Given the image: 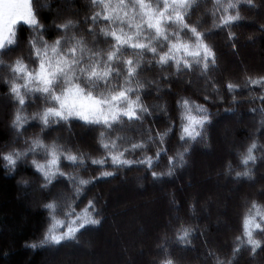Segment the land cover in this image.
I'll return each mask as SVG.
<instances>
[{
    "label": "snow or ice",
    "instance_id": "obj_1",
    "mask_svg": "<svg viewBox=\"0 0 264 264\" xmlns=\"http://www.w3.org/2000/svg\"><path fill=\"white\" fill-rule=\"evenodd\" d=\"M242 3L257 7L254 0H215L208 13L213 29L228 30L227 40L233 50L237 35L230 29L243 20L239 11ZM84 7L90 11L81 20L69 18L53 24L61 34L49 41L45 36L48 26L41 23L33 0H0V56L18 46L21 28L29 29L27 62L23 56L7 63L0 60L10 76L3 83L7 87L6 98L13 105L9 127L15 133L11 141L3 144L6 150L0 151V161H3L0 168L10 175L19 164H28L39 177L38 187L46 196L41 204L46 213L41 238L38 242L26 243L28 248L60 246L76 240L88 226L102 222L93 199H88L84 208L80 205L87 196V186L115 173L103 171L85 179L75 172H65V166L85 171L89 166L110 165L116 169L143 166L154 182H159L186 167L198 145L207 146L214 114L205 104L173 92L172 83L181 73L198 70L206 78L216 99L203 96L205 103L222 102L221 89L231 95L240 88L231 80L218 86L208 77L218 67L217 53L214 45L207 42L210 32L202 31L201 23L191 20L199 0H89ZM72 12L76 15L79 9ZM80 24L87 27L81 30ZM260 29L264 31V25ZM81 31L87 35L80 34ZM153 68L159 71L158 80L142 76L146 69ZM166 68L173 71L166 73L163 71ZM165 81L167 87L163 86ZM244 83L264 89V76H245ZM165 92L175 99L145 103V96L155 94L157 99H164ZM252 99L264 105V94ZM232 102H237L234 96ZM31 105L36 110L29 115L26 109ZM225 111L234 112L233 109ZM250 111L259 113L257 132H260L264 129V107ZM161 118L167 127L154 128ZM74 123L98 130L95 147L104 153L102 157L95 158L78 146L60 143V136H51L56 129L70 130ZM28 127H37L39 132L25 137L18 145ZM255 136L252 133L251 142L236 153L243 170L235 171L231 163L225 166L224 174L237 183L253 180L258 162L264 163V145ZM173 137L178 147L169 155ZM152 148L155 151L151 155L127 158L130 153ZM30 156L33 158L28 160ZM161 157H167V171H151ZM57 185H62V189ZM169 204L179 208L174 198ZM188 209L195 214L196 202L189 203ZM173 219L179 221L180 217ZM167 227L174 236L171 240L167 235L163 237L159 248L164 258L158 264H179L168 244L174 241L177 246L188 248L198 229L185 223L174 225L172 220ZM233 245L231 259H217L216 264H234L243 251L252 258L264 252V205L255 199L246 202L240 234L234 237ZM209 255L215 253L210 251Z\"/></svg>",
    "mask_w": 264,
    "mask_h": 264
},
{
    "label": "trees",
    "instance_id": "obj_2",
    "mask_svg": "<svg viewBox=\"0 0 264 264\" xmlns=\"http://www.w3.org/2000/svg\"><path fill=\"white\" fill-rule=\"evenodd\" d=\"M89 0H33L34 7L38 6V15L40 18L41 23L48 26V31L45 33L46 38L51 41L56 36L60 35L61 33L57 32L50 24H59L62 23L65 19H73V20H81L86 12H89V9H85L84 5L87 4ZM215 0H199V7H197L192 16V21H198L201 23V30L202 31H209L210 35L207 36V42L214 45L215 51L217 53V63L218 67L213 69L209 74L208 77L212 78L216 81L217 85L220 86L226 81L231 80L234 83H237L240 85V88L233 94L229 95L226 91L221 89L220 96L222 97V102H216V103H205V101L202 99L203 96H209L210 99H216V94L212 92V87L210 84L207 83V80L205 77L201 76L199 74V71H193V72H185L181 73L179 78L176 79L172 83V89L174 93H180V95L183 96H190L192 99L196 100L197 103L205 104V107L209 109L210 112H212L213 115V123L208 129V143L207 146L204 145H198L193 151L191 156L188 158L189 163L186 167L182 169H177L173 176L171 177H163V179L159 182L155 183H162L163 188L160 190H151L148 192H144L143 194H139L144 199L151 200L156 202L157 200H161L162 198H165L167 194L170 192L173 195L174 189H177V186L174 185V182H172L175 178L181 179L182 182H185L186 180L189 181L190 179H193V186H196V189L200 187L199 194L197 195H189L187 193L190 192V190H184L180 191L181 194L176 197L178 204H182L181 207L178 209L177 212H173V215L179 216L180 220L176 221L174 220L173 216H170L169 210L162 211L161 214H159L160 220L157 222L154 221V227L149 232H147L148 228L144 227L146 226L144 224V221H139L137 224L138 230L140 232L143 231V234L145 231L147 232V236L144 234L145 239L143 241H138L139 243H135L133 247V253L132 249L128 247L126 244H124V249L126 251V254H122L120 256L123 257L124 264H127L126 260L130 261L131 264H147L146 259L149 257H154L156 259L155 264H158V261L163 259L162 254L156 253L155 250H153V243L148 242L149 236H152L154 239L156 235L160 234L161 240L163 241V237L167 235L169 239L174 236V232L171 230V228L167 227L168 221L172 220L173 224L178 223H185L187 225H191L192 227L198 229V231L194 234V236L191 238V244L188 248H183L180 246H177L174 241L168 244V248L172 251L173 255L176 256L179 259V264H216V260H222L227 261L231 259V248L233 245L234 237L240 234V220L242 217V214L246 211V202L252 199H255L258 203L261 205H264V193L261 194H254L252 196H249L244 192V185L251 182H257L256 184L259 187H264V178H260L259 172L264 171V163H259L255 167L253 171L254 179L251 181L244 180L239 182L238 186V194L240 197L243 194V197L245 195L246 199L244 200L243 204L241 205L240 209H238V206H232L228 200V198L223 199V194L225 192V189L231 184L230 180L235 182L230 176L227 178L230 179L227 181L226 186H222L220 190V194L217 195V197H214V195H211V193H205L203 187L201 186L204 184H198L197 178H203L206 179L207 176L210 175H202L200 173V165L204 164L205 159L202 155L203 151L207 147H211L214 145V142H216L217 133L221 126H219L218 120L223 115H231L235 114L236 112L241 113L243 116L247 117L250 116L254 120V124H249L247 121H244L243 124H241L240 128L234 130V141L240 143L241 145H237L234 147V151L232 154L228 155L226 158H221L219 161H215L213 163L209 162V165H212V168H217V172H221L225 169V166L227 163H231L233 169L235 171H242L243 168L240 164L239 156L236 154L237 152H242L244 148L247 146L248 143H250L249 137L252 133H256L255 139L258 140L259 144L264 145V129H261L260 132H257V128L259 127V120L260 116L259 113H252L250 110L253 108L259 109L260 107H264V105H261L260 101L253 100L252 97H259L260 95L264 94V89H262L259 85L257 86H251V85H245L244 78L245 76H252V77H258V76H264V35L259 37V53L258 58L255 56V52L252 50H246V51H240V43L242 41L245 42L247 38H250V40H254L255 34L254 33H261L260 26L264 25V21L260 22V16L259 18H256V11L261 8V5L264 3L262 0H254V3L257 5V7H249L246 4H241L239 7V11L243 17V20H241L237 25L233 26L230 30L235 32L237 35L236 43V49L233 50L231 44L227 40V31L228 30H219V29H213L212 28V17L210 14V11L212 9L213 3ZM263 2V3H262ZM45 4H47L49 7L45 8ZM73 7L74 9H79V13L74 15H68L64 20L58 21V19L55 17L57 13L59 14H66L69 13V8ZM258 17V16H257ZM255 19L254 22L252 19ZM258 21V25H257ZM254 26H257L254 28ZM87 27V25L80 24V29H84ZM264 32V31H263ZM80 34L87 35V33H83L81 31ZM29 35V29L27 27H23L20 30L19 33V43L18 46L14 47L11 52H9L7 55L0 56V60H3L5 63L9 62L11 59H15L17 56H23L27 62V56H28V48H27V38ZM231 51L239 53V56L241 55V62H242V68L236 64L233 57L231 56ZM240 51V52H239ZM248 61H250L248 63ZM260 61V62H258ZM224 66V71L221 73V70ZM166 73H171L172 69H164L163 70ZM142 76L147 78L148 80H158L159 79V71L155 68L153 69H146ZM9 73L8 70L0 65V93L5 95L7 93V87L4 85L3 81L6 79H9ZM195 78V79H194ZM182 81H186L187 83L190 81L191 86L198 85L197 87L188 90L185 88V86L182 88L180 86V83ZM201 83H204L208 85L210 90L205 91L201 87ZM163 86L167 87L168 83L165 81L163 82ZM188 86V85H187ZM169 94V93H168ZM233 96L235 97V100L237 102L233 103ZM164 99H157V96L155 94L148 95L144 97L145 103L152 104V103H164L165 100H174L175 97L172 95L167 96V92L163 94ZM9 102L8 99H6V102ZM7 106H4L0 103V116L3 117V122L0 123V151L6 150L3 148V144L6 141H11L13 134L15 133L10 129L7 130L5 121L7 120V113L11 112V109L13 105L9 103H6ZM225 109H233L234 112L229 113L226 112ZM35 105H31L26 109L27 114H31L33 111H35ZM174 115V114H173ZM1 119V118H0ZM10 124V120L8 121ZM151 121H146V124H150ZM217 126V128H216ZM154 128L163 130L165 127H167V124L163 118L156 121V123L153 125ZM96 131L98 130H89L84 127H82L79 123H74L71 126L70 130L60 128L56 129L51 136H60L61 140L60 143H66L69 147H80L84 151H88L92 154L95 158H100L104 155L103 152L97 151L95 147V136ZM39 132V128L37 127H28L23 137L20 138L19 141H17V144L20 145L23 143V139L25 137L31 136L33 133ZM81 132V133H80ZM81 134V143H75L71 140V135L74 134L77 137L79 134ZM51 138V137H50ZM175 147H178L175 143V137L172 138V140L169 142V152L168 154L171 155L173 153V150ZM222 150V149H221ZM155 151L154 148L149 149L147 152H140L137 151L135 153H130L127 158L129 159H140L144 155H151ZM194 155V156H192ZM257 155L260 156L261 153L257 152ZM196 159V163L198 162V165L194 168L196 170L193 172V170H189L191 172L188 173V178L185 177L186 169L192 164V159ZM33 157H28V160H31ZM203 158V159H202ZM37 159H40V157H37ZM219 162V163H218ZM3 161H0V165H2ZM193 166V165H192ZM215 166V167H213ZM191 169V166L190 168ZM65 172H75L79 174L81 177L88 179L90 177L98 176L100 172L103 171H110L114 172L115 175L106 178V179H100L95 181L93 184L87 186V196L84 199V203L80 205V208H84L87 204L88 199H93L96 205V208L99 210L100 218L102 219V222L98 226H88L87 230H82L81 233L78 234L77 239L74 241H67L63 242L60 246H43L36 249L25 247L26 243H32V242H38L41 238V234L43 231V225L45 224V215L46 213L42 210L41 204L45 201L46 196L44 193L41 194V192L36 196L35 198V204L38 206V208L34 211L29 209V198L23 197L22 189L18 184L17 181H22L21 184H23V181L27 182H33L34 186L39 189L38 184L41 182L39 177L35 174L33 169L26 163L19 164L16 168V170L10 174H5V171L3 168H0V264H48V261L45 259L46 253L45 251L55 250V251H63V249L72 248L71 246H76L79 241H81L85 238L88 241H90L92 238H95L94 236H97L96 234L100 233L103 235V227L105 223L107 224L110 222V219H113L114 214H118V210L116 207L111 205L110 203L107 204V206H104L102 202H106L107 195L106 192L109 189H106L104 186L105 182L115 181L119 178L127 177L128 181L125 182L133 185L131 182H133L132 177L134 175H141L144 178V181L146 183H152L154 182L153 178L150 175V172L146 170L143 166H132V167H125V168H113L110 165L99 167V166H89L88 169L81 170V169H72L70 167L65 166L63 168ZM198 170V171H197ZM151 171L156 172H166L167 171V157H161L159 163L151 169ZM197 171V172H196ZM190 174V175H189ZM234 175V173H233ZM131 176V177H130ZM227 176V175H225ZM206 181V180H205ZM117 183L121 189L125 186L121 185V182H115ZM208 183V182H205ZM237 183V182H236ZM242 186V187H241ZM62 185H57L58 189H62ZM108 187V186H107ZM175 187V188H174ZM205 187V186H204ZM213 188V186H212ZM99 193L100 196H97L96 190ZM199 189V188H198ZM214 189V188H213ZM203 190V191H201ZM209 190V189H208ZM41 191V190H40ZM212 191V190H210ZM229 191V190H228ZM252 191V190H251ZM115 190H112V194L115 193ZM111 193V192H110ZM111 194V195H112ZM201 194V195H200ZM208 196V202L206 201V206H211V202L214 200H222L219 201L218 205L220 207V210H216V213L220 218L224 219L227 223V225L234 228V233L232 235V241L229 244L226 237L222 238V236H219L217 233V230L214 228V223L217 221L214 220L213 215L206 218L203 212L202 208H198V204L201 205V198H205V196ZM174 196V195H173ZM191 196L193 199H189ZM200 196V197H199ZM120 197V196H119ZM118 197V198H119ZM160 197V198H159ZM162 197V198H161ZM222 197V199H221ZM175 198V197H173ZM203 198V199H204ZM190 201V202H189ZM195 201L196 202V209L200 217V221H194L193 218L190 217V212L188 209L189 203ZM110 202V201H109ZM210 202V203H209ZM224 204V205H223ZM236 205V204H235ZM138 205L134 204L133 207H136ZM198 206V207H197ZM132 207V208H133ZM128 209V208H127ZM125 209V211L127 210ZM217 209V208H216ZM221 209H227V214L220 213ZM222 212V211H221ZM230 213V215H229ZM157 217V216H156ZM63 218L62 216L60 217ZM158 218V217H157ZM231 219V220H230ZM141 220V219H140ZM109 221V222H108ZM146 223V222H145ZM109 229L107 231L108 236L112 234L113 228L110 227V223L108 224ZM208 227V237L210 240L214 241L217 244V247H208V250L211 252H214V256H205L203 251V241H201V233H205L204 228ZM118 235L120 236V227L116 226L115 230ZM162 233V234H161ZM214 236H213V234ZM223 234V233H221ZM206 235V234H205ZM219 236V237H218ZM151 237V238H152ZM206 240L208 239L207 235L205 236ZM261 238V237H257ZM208 241V240H207ZM210 242V241H208ZM196 247V248H195ZM200 256V257H199ZM195 259H192V258ZM146 258V259H145ZM190 258V259H189ZM234 264H264V252H258L255 256V258H252L247 251H243L240 253V255L236 258L234 261Z\"/></svg>",
    "mask_w": 264,
    "mask_h": 264
},
{
    "label": "rangeland",
    "instance_id": "obj_3",
    "mask_svg": "<svg viewBox=\"0 0 264 264\" xmlns=\"http://www.w3.org/2000/svg\"><path fill=\"white\" fill-rule=\"evenodd\" d=\"M264 2V0H262ZM262 2V3H263ZM48 8L49 6L47 4H45V8ZM74 8L71 7L69 8V13L66 14H56V18L58 19V21H62L64 20V18H66L68 15L73 14L72 10ZM258 16V17H257ZM260 16V22L264 21V3L261 5V8L258 9L256 11V18H259ZM254 22V18L252 19ZM52 26V23L50 24ZM257 25H258V21H257ZM257 26H254V28H256ZM255 37H256L253 41L250 40V38H247L244 41H242L240 43V51H246V50H252L253 52H255V56L256 58H258V53H259V42L258 39L259 37L261 38L262 35H264V32L262 31L261 33H254ZM89 39H91V37H89ZM239 51V52H240ZM231 56L233 57L234 61L236 62L237 65H239L241 68L242 66V62H241V55L239 56V53L237 54V52L231 51ZM250 61H248L249 63ZM260 62V61H258ZM224 71V66L221 70V73ZM260 71H264V70H260ZM195 79V78H194ZM188 85V86H187ZM180 86L183 88L185 86L186 89L191 90L195 87H197L198 85H196L194 87V85L189 86V84L186 81H182L180 83ZM201 88L204 89L205 91L210 90V88L208 87V85L201 83ZM169 94L167 93V96ZM5 95L0 93V103L3 104L4 106H7L6 103H9L8 101L6 102ZM0 123L3 122V117L0 116ZM10 120V113L8 115L7 113V120L5 121L6 123V127L7 130L10 131V127H9V123L8 121ZM244 121H247L249 124H254V120L247 115V117L243 116L241 113L236 112L235 114H231V115H223L219 120V126H221L218 130V135L216 138V142H214V145H212L211 147H207L204 149L203 151V158L205 159L204 164L200 165V173L201 176L202 175H210L207 176L206 179L203 178H197V183L198 184H202L204 182V184H202L201 186L203 187L202 189H204L205 193H211V195H214V197H217L218 194H220V190L222 188V186H226L227 181H229L230 179H228V176H225L224 174V170L221 172H217V168H212V165H209L210 163H213L215 161H219L222 160L221 158H226L228 155L232 154V152L234 151V147H236L237 145H241L240 143L238 144V142L234 141V130L233 129H237L238 127L240 128L241 124H243ZM217 128V126H216ZM81 133V132H80ZM79 134V133H78ZM15 135L13 134V137ZM13 137L11 139H13ZM81 134H79V136L77 137L76 135L72 134L71 135V140L72 142L75 143H81ZM222 149V150H221ZM194 156V155H192ZM195 157L191 158L192 159V164H190V166L186 169V171H184L185 173V177L188 178V173L191 174V170H193V167L195 165V167L198 165V162L196 163V159H194ZM202 158V159H203ZM223 158V159H224ZM219 163V162H218ZM193 165V166H192ZM196 167V168H198ZM215 167V166H213ZM196 168H194L193 172L196 170ZM190 170V171H189ZM197 170V171H198ZM196 171V172H197ZM259 176L260 178H264V171L259 172ZM189 174V175H190ZM131 177V176H130ZM133 182H131L133 185L130 186V184H125L126 181H128L127 177H122L119 178L115 181H110V182H105L104 185H102V187L104 186L107 190L106 195H107V200L106 202H102V204H104V206H107L108 203H110L111 205H113V207L115 206L116 209L118 210V214H114L113 219H110L108 222L110 223V227L113 228L112 234L110 236H108L107 231L109 229V223L107 224V222L104 225V229L102 231L103 235H101L100 237V233L96 234L97 236H94L95 238H92L90 241H88L87 239H83L80 243L76 245V246H71L72 248H68V249H63V251H55V250H50V251H45L44 253H46L45 255V259L46 261H48V264H124L125 261H123V257L121 258L120 256H122V254H126V251L124 249V244H126L128 247H130L132 249V253H133V247L135 245V243H139L138 241H143V239H145L144 234L147 236V232H149L151 229H153L154 227V221L157 222L160 220L159 214L162 213V211H167L169 210V214L170 216L175 217V215H173V212H177L178 209L181 207V203L178 204L177 202V198H179L178 196H180L181 194V190H190L189 195H197L199 194L200 191V187H198L196 189V186H193V179H190L189 181H185L182 182L181 179H179L178 177L175 178L172 182H174V185L177 186V189H174L173 195L172 193H168L167 196H165V198H162L161 200H157L156 202L153 203V201L151 200V202H149L150 200L148 199H144L142 198V196H140L139 194H143L144 192H148L151 190H160L161 188H163V184L162 183H146L144 181V178L141 175H134V177H132ZM206 180V181H205ZM115 182H121L120 184L125 186L123 188V190L121 189V187L115 183ZM208 182V183H205ZM231 184L228 186L229 189H225V192L223 194V199L224 198H228L230 204L233 206H238V209H240L241 205L243 204L244 200L246 199L245 195L243 197V194H247L248 197L252 196L254 194H261L264 193V187H259L255 182H251V183H247V184H243L244 185V192L242 194V196L240 197V195L237 193L238 191V183L231 181ZM22 181H17V184L24 189L22 191V195L23 197H28L29 198V209L31 210H36L38 208V206L35 204V198L36 196H38V194L41 192L40 190H38L37 187L34 186L33 182H28L27 184L23 183L21 184ZM108 186V187H107ZM205 186V187H204ZM213 186V188H212ZM242 187V186H241ZM175 188V187H174ZM209 189V190H208ZM112 190H115L116 192L112 194ZM212 190V191H210ZM229 190V191H228ZM252 190V191H251ZM97 196H100L99 193L97 192V189L95 190ZM203 191V190H201ZM111 192V193H110ZM139 193V194H138ZM42 194V192H41ZM112 194V195H111ZM201 195V194H200ZM120 196V197H119ZM119 197V198H118ZM173 197H175L174 199L176 200L177 204L179 205V208H173L170 204L169 201L171 199H173ZM189 199H193L191 196H189ZM200 197V196H199ZM160 198V197H159ZM204 198V197H203ZM200 197L201 199V205L198 204V208H202L204 215L206 218L210 217L211 215H213L214 220L217 221V223H214V228L217 230V233L219 236H222V238L226 237V239L228 240L229 244L232 241V235L235 232L234 228H232L231 226L227 225L226 221L222 218H220V216H218L216 213V210H220V207L218 205L219 201L222 200H214L213 202H211V206H206V201L208 202V196L206 195L205 198L203 199ZM222 199V197H221ZM110 201V202H109ZM190 202V201H189ZM210 203V202H209ZM136 204L138 206L133 207V205ZM236 204V205H235ZM224 205V204H223ZM133 207V208H132ZM128 208V209H127ZM217 208V209H216ZM125 209H127L125 211ZM222 211V212H221ZM220 213L223 214H227V209H221ZM230 215V213H229ZM158 218H157V217ZM189 218H193L194 221L199 222L201 219L199 217L198 212L196 211L195 214L190 213V217ZM141 219V220H140ZM231 220V219H230ZM139 221H144V224L146 226V228H148L147 232L145 231V233L143 234V231L140 232L138 230V226L137 224L139 223ZM146 222V223H145ZM120 227V236L118 235V233L115 230V227ZM205 233L201 234V241H203V251L202 253L205 254V256H210L209 255V250L206 246L208 247H217V244L210 240L208 237V227L204 228ZM223 233V234H221ZM162 234V233H161ZM208 237V242L206 240V235ZM213 234V233H212ZM161 236L160 234L156 235L155 239L152 236H149L150 238H148V242L153 243L152 247L153 250L156 251V253H161L159 245L162 244V240H161ZM214 236V234H213ZM218 236V237H219ZM152 237V238H151ZM138 240V241H136ZM196 248V247H195ZM200 257V256H199ZM146 259V258H145ZM190 259V258H189ZM192 259H195L194 257ZM147 264H155L156 259L153 257H148L146 259ZM127 264H131L130 261L126 260Z\"/></svg>",
    "mask_w": 264,
    "mask_h": 264
}]
</instances>
